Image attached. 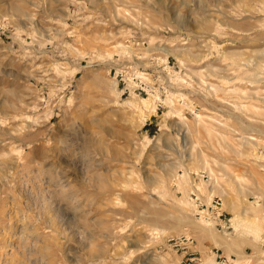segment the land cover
Masks as SVG:
<instances>
[{"label": "rangeland", "instance_id": "1", "mask_svg": "<svg viewBox=\"0 0 264 264\" xmlns=\"http://www.w3.org/2000/svg\"><path fill=\"white\" fill-rule=\"evenodd\" d=\"M219 256L264 264V0H0V264Z\"/></svg>", "mask_w": 264, "mask_h": 264}, {"label": "built area", "instance_id": "2", "mask_svg": "<svg viewBox=\"0 0 264 264\" xmlns=\"http://www.w3.org/2000/svg\"><path fill=\"white\" fill-rule=\"evenodd\" d=\"M186 236H180V237H178V238H174V237H170V238H168V240H167V243L169 244V245H173V246H175L176 248H179L181 245H183V243L186 241ZM188 247L185 245L184 247H183V250H186ZM195 253L194 252H191L190 254H189V257L187 258V260L189 261V262H192V261H194L195 260ZM186 260V261H187ZM216 264H231V262H229L226 258H224V257H222V256H219L217 259H216Z\"/></svg>", "mask_w": 264, "mask_h": 264}, {"label": "crops", "instance_id": "3", "mask_svg": "<svg viewBox=\"0 0 264 264\" xmlns=\"http://www.w3.org/2000/svg\"><path fill=\"white\" fill-rule=\"evenodd\" d=\"M216 264V263H215Z\"/></svg>", "mask_w": 264, "mask_h": 264}]
</instances>
